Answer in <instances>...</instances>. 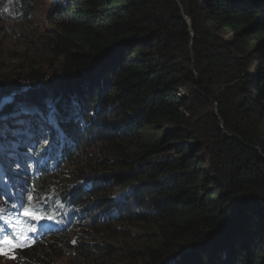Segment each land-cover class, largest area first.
<instances>
[{
  "label": "trees",
  "instance_id": "16d2710c",
  "mask_svg": "<svg viewBox=\"0 0 264 264\" xmlns=\"http://www.w3.org/2000/svg\"><path fill=\"white\" fill-rule=\"evenodd\" d=\"M50 2L0 79V217L46 225L13 264H264V0Z\"/></svg>",
  "mask_w": 264,
  "mask_h": 264
},
{
  "label": "rangeland",
  "instance_id": "374dc122",
  "mask_svg": "<svg viewBox=\"0 0 264 264\" xmlns=\"http://www.w3.org/2000/svg\"><path fill=\"white\" fill-rule=\"evenodd\" d=\"M50 4V0H40L39 3H37L31 20V25L15 26L13 29L10 28V30L5 29L3 31L4 36H0V79H3L6 75V73L1 72H4L8 68V65L10 64L9 61H11L13 57L22 55L27 59L35 61L34 56L37 53L38 56L41 55L38 35L43 30L42 25L44 24L45 16L49 10L48 5ZM11 5L12 3L9 1L7 5H3V9L0 8V11L8 15L11 11ZM0 26L3 27L2 25ZM41 57H44V55ZM16 104L18 103H15L14 106ZM15 125L17 124L15 123ZM19 218L27 221L29 226H33L36 223L31 218L25 217L23 213L19 216ZM23 230L24 232L18 226L17 230H15V232H17L15 237L16 239L18 238L24 240L26 238L27 231L25 229ZM14 260L15 255L12 254V252L6 253L4 251L0 253V264H13Z\"/></svg>",
  "mask_w": 264,
  "mask_h": 264
},
{
  "label": "snow or ice",
  "instance_id": "6c2138e0",
  "mask_svg": "<svg viewBox=\"0 0 264 264\" xmlns=\"http://www.w3.org/2000/svg\"><path fill=\"white\" fill-rule=\"evenodd\" d=\"M0 104H3V100H0ZM48 108H49V118L47 121V126H44L43 124H39V123H34L32 117L36 116L38 113L30 111L26 108H21L17 113L13 114V120L16 124L22 125L25 128V130L29 133L30 138L35 137L37 134L41 135L42 138H46L47 135L49 134L50 128L58 127V123L56 122L55 119V114H56L55 107L53 105H49ZM66 139L67 137L63 134L62 130L57 133L58 143L64 142L66 141ZM45 151H47V149H45ZM28 199H31V196H29ZM16 208H23V200H21L19 204L13 202V209ZM2 211L3 210L0 209V212ZM23 215L25 217L31 218L36 222L32 226L33 234L43 231L45 229L46 225L44 223H41V221L44 220L43 216L38 215L34 211L26 208H24L23 210ZM3 223L8 224L9 227H12L11 223L8 221H4ZM0 245H7L10 248L22 246L18 242H14L13 239H9L7 236H5L3 241H0Z\"/></svg>",
  "mask_w": 264,
  "mask_h": 264
},
{
  "label": "water",
  "instance_id": "95a60500",
  "mask_svg": "<svg viewBox=\"0 0 264 264\" xmlns=\"http://www.w3.org/2000/svg\"><path fill=\"white\" fill-rule=\"evenodd\" d=\"M185 19V18H184ZM186 20V19H185ZM186 23H187V20H186Z\"/></svg>",
  "mask_w": 264,
  "mask_h": 264
}]
</instances>
